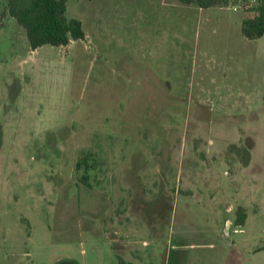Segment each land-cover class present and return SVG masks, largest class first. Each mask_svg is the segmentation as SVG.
<instances>
[{
	"label": "rangeland",
	"instance_id": "rangeland-1",
	"mask_svg": "<svg viewBox=\"0 0 264 264\" xmlns=\"http://www.w3.org/2000/svg\"><path fill=\"white\" fill-rule=\"evenodd\" d=\"M246 1L69 0L85 39L32 50L0 0V264H264Z\"/></svg>",
	"mask_w": 264,
	"mask_h": 264
},
{
	"label": "trees",
	"instance_id": "trees-1",
	"mask_svg": "<svg viewBox=\"0 0 264 264\" xmlns=\"http://www.w3.org/2000/svg\"><path fill=\"white\" fill-rule=\"evenodd\" d=\"M69 0H7L8 14L17 20L25 29L32 50L44 45L68 46L72 41L84 40L86 37L83 22L78 18L67 16V5ZM185 5L195 4L202 9L216 6H227L230 0H178ZM245 17L242 21L241 30L244 36L250 40L261 38L264 35V0L246 1ZM3 133L0 128V148ZM88 157L78 162V167L85 166L94 168L96 162L91 166ZM81 179H89L88 173ZM243 208L239 209L237 225H243L245 214ZM57 264H78L73 259L62 260ZM120 264H133L121 259Z\"/></svg>",
	"mask_w": 264,
	"mask_h": 264
},
{
	"label": "built area",
	"instance_id": "built-area-1",
	"mask_svg": "<svg viewBox=\"0 0 264 264\" xmlns=\"http://www.w3.org/2000/svg\"><path fill=\"white\" fill-rule=\"evenodd\" d=\"M238 2L239 0H230L229 6L234 10H238L241 7V5Z\"/></svg>",
	"mask_w": 264,
	"mask_h": 264
}]
</instances>
